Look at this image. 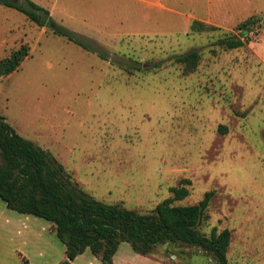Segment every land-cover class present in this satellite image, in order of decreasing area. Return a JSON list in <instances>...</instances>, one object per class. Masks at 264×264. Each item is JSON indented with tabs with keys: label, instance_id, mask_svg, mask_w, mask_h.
I'll return each mask as SVG.
<instances>
[{
	"label": "rangeland",
	"instance_id": "1",
	"mask_svg": "<svg viewBox=\"0 0 264 264\" xmlns=\"http://www.w3.org/2000/svg\"><path fill=\"white\" fill-rule=\"evenodd\" d=\"M29 1L95 52L0 3V59L31 48L16 72L0 77V116L101 202L149 213L184 180L189 196L176 205L213 191L202 233L231 231L229 264H264V0L18 3ZM254 15L262 27L250 43L216 44ZM195 20L218 30L195 32ZM195 50L199 65L185 73L173 58ZM131 66L143 69H124ZM151 256L215 264L182 244Z\"/></svg>",
	"mask_w": 264,
	"mask_h": 264
},
{
	"label": "trees",
	"instance_id": "2",
	"mask_svg": "<svg viewBox=\"0 0 264 264\" xmlns=\"http://www.w3.org/2000/svg\"><path fill=\"white\" fill-rule=\"evenodd\" d=\"M1 4L24 14L39 27H49L55 35L84 50L95 52L73 32L58 25L52 26L49 10L35 2ZM261 27V19L251 16L235 27V33L216 44L223 50L242 48L251 42ZM191 29L195 32L218 30L197 20L193 21ZM30 54V46L23 44L9 57L0 59V77L16 72ZM99 56L107 60L104 54ZM173 60L184 66L185 73H192L196 71L201 55L195 50L176 55ZM124 69L142 71L143 66ZM187 182L184 180L180 186L172 187L173 196L149 213L101 202L84 193L50 152L23 137L0 116V198L11 210L52 224V231L66 246V258L60 264H71L87 249L103 264H114L113 258L123 243H128L134 252L144 256L152 255L162 245L195 246L211 256L215 264H229L227 254L231 231L214 230L207 236L200 230L215 193L207 192L194 205L175 204L189 196V190L184 186Z\"/></svg>",
	"mask_w": 264,
	"mask_h": 264
},
{
	"label": "crops",
	"instance_id": "3",
	"mask_svg": "<svg viewBox=\"0 0 264 264\" xmlns=\"http://www.w3.org/2000/svg\"><path fill=\"white\" fill-rule=\"evenodd\" d=\"M66 246L42 218L11 210L0 198V264H60ZM114 264H164V259L140 255L128 243L120 245ZM71 264H103L87 249Z\"/></svg>",
	"mask_w": 264,
	"mask_h": 264
},
{
	"label": "water",
	"instance_id": "4",
	"mask_svg": "<svg viewBox=\"0 0 264 264\" xmlns=\"http://www.w3.org/2000/svg\"><path fill=\"white\" fill-rule=\"evenodd\" d=\"M17 3L18 0H0V3Z\"/></svg>",
	"mask_w": 264,
	"mask_h": 264
}]
</instances>
